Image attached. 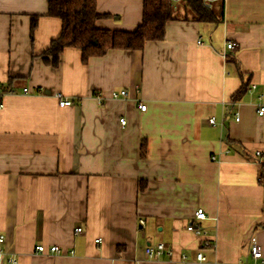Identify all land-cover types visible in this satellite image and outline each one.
I'll return each instance as SVG.
<instances>
[{
	"label": "crops",
	"instance_id": "crops-1",
	"mask_svg": "<svg viewBox=\"0 0 264 264\" xmlns=\"http://www.w3.org/2000/svg\"><path fill=\"white\" fill-rule=\"evenodd\" d=\"M204 1L220 23L168 21L161 41L86 64L64 48L54 68L47 0H0V264H264V0ZM142 5L96 0V26L131 31ZM157 243L171 254L147 258Z\"/></svg>",
	"mask_w": 264,
	"mask_h": 264
},
{
	"label": "trees",
	"instance_id": "trees-1",
	"mask_svg": "<svg viewBox=\"0 0 264 264\" xmlns=\"http://www.w3.org/2000/svg\"><path fill=\"white\" fill-rule=\"evenodd\" d=\"M204 0H142L141 22L131 31L109 30L96 26V20L107 16L97 11L96 0H47V15L61 22L60 33L40 54L44 62L57 68L64 48H78L81 63L90 57H100L109 49L142 50L147 41H161L168 21L183 20L212 22L222 20L223 3L207 7ZM37 15L30 16V36L37 25ZM239 75L241 73L239 72ZM248 82L242 81L231 96L232 102L247 91ZM146 143L140 145L141 156L146 155ZM258 179L264 187V163L258 162ZM143 188V186H141Z\"/></svg>",
	"mask_w": 264,
	"mask_h": 264
},
{
	"label": "built area",
	"instance_id": "built-area-1",
	"mask_svg": "<svg viewBox=\"0 0 264 264\" xmlns=\"http://www.w3.org/2000/svg\"><path fill=\"white\" fill-rule=\"evenodd\" d=\"M173 2L177 1V0H172ZM205 3V6L207 7H210V5L204 1ZM199 42V41H197ZM225 46L227 48H232L233 47V43L231 42H228L225 44ZM253 86V85H252ZM24 91H26V89H23ZM125 96L126 95V91L124 89H121V90H118V92H111V97L112 98H118L119 96ZM56 96L59 98V106H69L71 104V101L70 100H66V99H60V93L59 94H56ZM137 107L140 108L141 110H145V105L144 104H141V103H138L137 104ZM257 114L259 116L263 115L264 114V106H260L258 111H257ZM238 118L235 117V120H237ZM209 123L211 124H214L216 123V121H214V117L211 116L208 118L207 120ZM126 120L124 117H120L119 118V123L121 125H125L126 123ZM257 155H260V152H256ZM193 218L194 220H199V219H205L206 218V215H205V212L204 210H202L200 207L196 208V211L194 212L193 214ZM190 222L187 224V230L191 231L192 233H194L195 235H198V236H202V235H205L207 234V230H205L198 222ZM76 229V232H80L82 229L80 227H77L75 228ZM97 239H95V241H97ZM3 241V236L0 235V243ZM48 252H54V253H57L59 252V247L57 245H51L49 246V248L47 249ZM45 251V248L43 245H37L36 246V252H44ZM249 253H251V256L253 258L254 261H257V260H262V253H261V248L258 244V242L256 241V238L254 237H250V245H249ZM162 254H165V255H169L171 254V249L168 247H165L164 244L162 243H157L153 246H147L145 248V256H147V258L149 259H153L155 257H159L160 255ZM196 259L197 261L198 260H204L205 257L203 254H201L200 252L196 253ZM9 261H11L12 263H15L16 260L14 259V257H10L9 258Z\"/></svg>",
	"mask_w": 264,
	"mask_h": 264
}]
</instances>
